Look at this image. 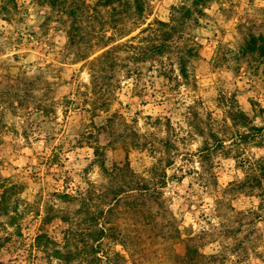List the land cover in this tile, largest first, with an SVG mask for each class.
Wrapping results in <instances>:
<instances>
[{
	"label": "rangeland",
	"instance_id": "obj_1",
	"mask_svg": "<svg viewBox=\"0 0 264 264\" xmlns=\"http://www.w3.org/2000/svg\"><path fill=\"white\" fill-rule=\"evenodd\" d=\"M250 36L264 0H0V264H264Z\"/></svg>",
	"mask_w": 264,
	"mask_h": 264
},
{
	"label": "trees",
	"instance_id": "obj_2",
	"mask_svg": "<svg viewBox=\"0 0 264 264\" xmlns=\"http://www.w3.org/2000/svg\"><path fill=\"white\" fill-rule=\"evenodd\" d=\"M101 4L103 5H111L115 2H118L120 0H98ZM138 0H134L136 3ZM188 14V13H187ZM155 50L157 52H162L163 47L160 45L158 47H155ZM245 52H252V53H257L260 57L264 58V37L263 36H250V38L246 41L245 47H244ZM237 118V120H240L241 122H245L247 120V117L243 112H238L234 119ZM233 119V120H234ZM263 128H257V127H251V131H253V134L255 133V136L260 135V133L263 131ZM257 133V134H256ZM260 170V176L261 179H264V165H260L259 167Z\"/></svg>",
	"mask_w": 264,
	"mask_h": 264
}]
</instances>
